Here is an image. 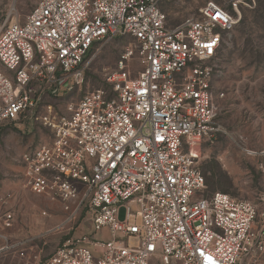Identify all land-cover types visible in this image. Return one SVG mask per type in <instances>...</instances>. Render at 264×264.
Instances as JSON below:
<instances>
[{"label":"built area","instance_id":"1","mask_svg":"<svg viewBox=\"0 0 264 264\" xmlns=\"http://www.w3.org/2000/svg\"><path fill=\"white\" fill-rule=\"evenodd\" d=\"M162 0H40L0 27V128L33 119L45 96L82 83L95 46L117 37L128 50L107 89L66 114L39 116L49 142L23 155L27 187L85 215L91 234L39 264H245L264 260V212L225 193L203 197L204 142L221 131L216 89L239 5L207 3L168 26ZM251 8V5L246 4ZM12 216L6 219L7 226Z\"/></svg>","mask_w":264,"mask_h":264},{"label":"rangeland","instance_id":"2","mask_svg":"<svg viewBox=\"0 0 264 264\" xmlns=\"http://www.w3.org/2000/svg\"><path fill=\"white\" fill-rule=\"evenodd\" d=\"M40 0H0V27L16 15L28 16ZM209 2L230 8L233 0H162L161 9L169 27L187 18H197ZM251 5V8L246 4ZM241 20L230 34L221 56L223 76L216 89L220 101V133L204 142L199 167L207 177L212 169L223 179L229 196L254 204L264 212V0H242ZM132 49L133 75L143 69L137 58V45L128 36L95 46L81 66L82 83L59 96L47 95L33 119L0 128V264H39L45 262L65 242L91 234L85 215L71 219L59 201L36 195L26 184L23 155L37 145L49 142L50 130L39 121L52 107L53 117L66 114L87 93L107 89V79L119 69L122 56ZM210 170V171H208ZM208 186L203 197L224 193ZM12 216L7 226L8 215ZM245 264H264L257 256Z\"/></svg>","mask_w":264,"mask_h":264},{"label":"trees","instance_id":"3","mask_svg":"<svg viewBox=\"0 0 264 264\" xmlns=\"http://www.w3.org/2000/svg\"><path fill=\"white\" fill-rule=\"evenodd\" d=\"M210 171V170H208ZM212 175L210 177H207L204 175L205 179H206V186L208 188V186H214L216 190L222 189L223 190V179H222V175H220L219 172L215 171L214 169H212ZM224 193H227L226 190H223Z\"/></svg>","mask_w":264,"mask_h":264}]
</instances>
